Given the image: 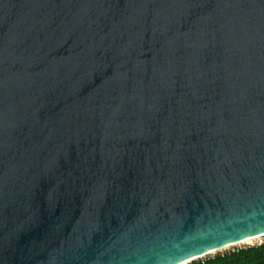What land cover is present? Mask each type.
Segmentation results:
<instances>
[{
  "label": "water",
  "instance_id": "obj_1",
  "mask_svg": "<svg viewBox=\"0 0 264 264\" xmlns=\"http://www.w3.org/2000/svg\"><path fill=\"white\" fill-rule=\"evenodd\" d=\"M262 236L264 0H0V264Z\"/></svg>",
  "mask_w": 264,
  "mask_h": 264
},
{
  "label": "trees",
  "instance_id": "obj_2",
  "mask_svg": "<svg viewBox=\"0 0 264 264\" xmlns=\"http://www.w3.org/2000/svg\"><path fill=\"white\" fill-rule=\"evenodd\" d=\"M190 264H264V244L237 249L205 261L199 259Z\"/></svg>",
  "mask_w": 264,
  "mask_h": 264
},
{
  "label": "rangeland",
  "instance_id": "obj_3",
  "mask_svg": "<svg viewBox=\"0 0 264 264\" xmlns=\"http://www.w3.org/2000/svg\"><path fill=\"white\" fill-rule=\"evenodd\" d=\"M260 244H264V236L257 237V239L251 240V241L246 242V243H240V244H236V245L230 246V247L225 248L223 250L217 251V252H215L213 254L204 256L203 258H201V260L205 261V260H207L209 258L216 257L217 255H223V254H226L228 252L235 251L237 249H242V248H246V247H250V246H258Z\"/></svg>",
  "mask_w": 264,
  "mask_h": 264
},
{
  "label": "bare ground",
  "instance_id": "obj_4",
  "mask_svg": "<svg viewBox=\"0 0 264 264\" xmlns=\"http://www.w3.org/2000/svg\"><path fill=\"white\" fill-rule=\"evenodd\" d=\"M254 239H257V238L247 239V240H245L244 242H241V243H246V242H249V241L254 240ZM215 252H217V251L210 252V254H213V253H215ZM210 254H209V255H210ZM189 263H190V262H185V263H183V264H189Z\"/></svg>",
  "mask_w": 264,
  "mask_h": 264
},
{
  "label": "built area",
  "instance_id": "obj_5",
  "mask_svg": "<svg viewBox=\"0 0 264 264\" xmlns=\"http://www.w3.org/2000/svg\"><path fill=\"white\" fill-rule=\"evenodd\" d=\"M260 245H262V244H260ZM260 245H258V246H260Z\"/></svg>",
  "mask_w": 264,
  "mask_h": 264
}]
</instances>
